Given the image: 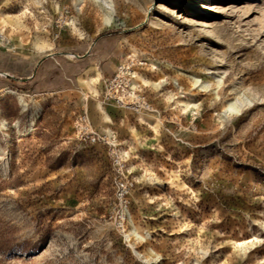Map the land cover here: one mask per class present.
Returning <instances> with one entry per match:
<instances>
[{
	"label": "rangeland",
	"instance_id": "obj_1",
	"mask_svg": "<svg viewBox=\"0 0 264 264\" xmlns=\"http://www.w3.org/2000/svg\"><path fill=\"white\" fill-rule=\"evenodd\" d=\"M112 3L0 0V264H264V0Z\"/></svg>",
	"mask_w": 264,
	"mask_h": 264
},
{
	"label": "built area",
	"instance_id": "obj_2",
	"mask_svg": "<svg viewBox=\"0 0 264 264\" xmlns=\"http://www.w3.org/2000/svg\"><path fill=\"white\" fill-rule=\"evenodd\" d=\"M125 67L122 65L119 67L118 72L115 77L109 80V85L111 89H114V92H118V88L121 87V84L127 83V79L125 77ZM110 95V94H109ZM108 96V94H107ZM120 101V98L118 99ZM121 102V101H120ZM137 105L134 106L135 109L139 110V108H143L146 110H151V105L147 103L143 98H136ZM76 127L78 129V133L83 137H89L91 134V126L89 122V118L86 112L81 113L76 119ZM117 162V160H116ZM118 163V162H117ZM133 187V182H131L127 177L119 179L117 181V190L119 191V196L124 202V207L127 208V196L130 189Z\"/></svg>",
	"mask_w": 264,
	"mask_h": 264
},
{
	"label": "bare ground",
	"instance_id": "obj_3",
	"mask_svg": "<svg viewBox=\"0 0 264 264\" xmlns=\"http://www.w3.org/2000/svg\"><path fill=\"white\" fill-rule=\"evenodd\" d=\"M79 2H82L83 0H78ZM94 1H96L97 3H100V4H102L104 7H105V11H106V22H109L110 20H111V13H112V11H113V3H112V0H94ZM24 9H23V7H21L20 9H19V11L18 12H22ZM35 44H36V42H35ZM37 47L39 48V49H41V48H43V46L42 45H40V44H37ZM84 81L85 82H87V80H85L84 79ZM198 80H196V82H197ZM205 86H207V85H205ZM242 105V102H240V101H235V102H231L230 104H229V106H228V109L230 110V109H237L238 107H240ZM140 119H141V122L143 121V122H145L146 121V118L144 117V116H141L140 117Z\"/></svg>",
	"mask_w": 264,
	"mask_h": 264
},
{
	"label": "crops",
	"instance_id": "obj_4",
	"mask_svg": "<svg viewBox=\"0 0 264 264\" xmlns=\"http://www.w3.org/2000/svg\"><path fill=\"white\" fill-rule=\"evenodd\" d=\"M27 62H29V61H27ZM32 62V61H31ZM20 69L18 68L17 70H13V67H8V68H6L5 69V72H4V74L7 76V77H9V78H13L14 77V73H18V74H20Z\"/></svg>",
	"mask_w": 264,
	"mask_h": 264
}]
</instances>
